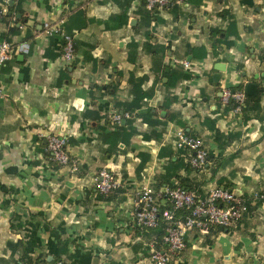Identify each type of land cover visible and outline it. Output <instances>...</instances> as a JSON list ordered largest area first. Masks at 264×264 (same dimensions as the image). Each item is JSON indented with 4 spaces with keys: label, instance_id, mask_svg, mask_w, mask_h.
Wrapping results in <instances>:
<instances>
[{
    "label": "crops",
    "instance_id": "obj_1",
    "mask_svg": "<svg viewBox=\"0 0 264 264\" xmlns=\"http://www.w3.org/2000/svg\"><path fill=\"white\" fill-rule=\"evenodd\" d=\"M171 1L147 24L144 0H0V41L30 43L27 54L0 66V264H151L149 250L162 246L160 237L136 233L134 199L144 183L165 185L167 153L177 152L174 126L201 137L210 155L203 170L181 169L182 179L170 183L182 180L202 195L229 188L246 196L251 210L223 232L188 231L170 264H264V199L251 197L264 192V0ZM44 21L73 36L72 62H62V37L45 36ZM212 27L227 31L232 44L216 51ZM156 45L166 47L163 55L150 52ZM163 65L188 77L167 88L168 77L155 72ZM138 79L150 96L121 120L135 129L121 146L111 137L117 125L110 115L123 113L116 102L132 99L130 80ZM232 80L243 90L255 83L259 96L253 108L247 95L236 122L220 93ZM147 108L160 123L140 117ZM171 113L182 124L169 121ZM208 117L227 142L214 139ZM52 133L68 137L76 170L49 158ZM101 167L120 179L108 195L93 184Z\"/></svg>",
    "mask_w": 264,
    "mask_h": 264
},
{
    "label": "built area",
    "instance_id": "obj_2",
    "mask_svg": "<svg viewBox=\"0 0 264 264\" xmlns=\"http://www.w3.org/2000/svg\"><path fill=\"white\" fill-rule=\"evenodd\" d=\"M183 3L185 0H173ZM171 0H144L148 10H158L166 7ZM44 35L59 34L63 44L61 50L62 62L68 64L73 61L75 49L73 36L64 33L57 23L44 21ZM30 51L28 41L12 43L8 40L0 41V66L4 65L13 54H27ZM185 67L188 62L183 61ZM221 102L224 106L231 105L227 112L230 120L236 122L247 105V95L235 81H229L220 89ZM128 112H112L110 121L114 125L128 118ZM175 141L173 148L180 152L186 163L198 171L203 170L208 161L207 149L201 137L188 133L181 126H174ZM68 137L65 134H49L46 137V153L49 158L61 165L70 166L71 170L78 168V161L67 150ZM93 184L97 193L108 195L117 190L121 184L118 175L112 168L101 167L94 175ZM253 199H264V192H254ZM164 202L169 203L170 209H164ZM179 210L186 211L183 218L176 216ZM248 213L246 196L225 187L210 189L205 195H199L195 189L184 187L178 183L165 184L160 187L144 183L136 192L132 220L140 229L162 227L160 244L153 246L150 251L151 264H170L175 255L185 246V235L188 231L197 230L201 234L209 233L211 226L228 228L240 221ZM157 243V242H156ZM158 244V243H157ZM54 264H64L57 260Z\"/></svg>",
    "mask_w": 264,
    "mask_h": 264
},
{
    "label": "trees",
    "instance_id": "obj_3",
    "mask_svg": "<svg viewBox=\"0 0 264 264\" xmlns=\"http://www.w3.org/2000/svg\"><path fill=\"white\" fill-rule=\"evenodd\" d=\"M155 12H156V10L151 11V10L146 9L145 15H146V19H147V24L151 21V19L153 17H155ZM230 26H233V23L230 22ZM209 32L211 34L212 47L216 51H218L219 47H222V46L228 47L232 44L231 41L227 40V36H228L227 31L220 29V28L212 27V28H210ZM150 37H151V35H148V38H150ZM165 48L166 47H160V46L156 45V46L152 47L150 52H152L153 55H155V56H161V55H163ZM167 68L169 69V71H166ZM155 72H159L162 77L163 76L168 77V81L166 83H164V85L167 88L173 87L175 85V83L178 81V79L188 77V75L185 74L184 72H182L178 69L171 68L169 65H165V66L163 65L162 67H158L157 71H155ZM140 84H141L140 79H138L134 82L130 80V86H131L130 91H131L132 99L130 101L116 102V105L119 107V109H122L123 112L134 113L136 110L140 109L144 105L145 97L150 96V94H148L147 92L141 91ZM263 90L264 89H260V91H263ZM250 99L254 103L253 104V108H254L259 103V96L257 95L254 97H250ZM167 105H169V97L166 100V103L162 107L166 108ZM247 107H248V105H246L245 110L247 109ZM230 108H231V105L225 106L224 112H228V110ZM154 114L155 113H153L152 108H147V110L144 113L142 112L140 114V117L144 121H146L147 124L154 126V125L160 123V121L158 119L152 118V115H154ZM135 115H137V113H135ZM176 115L177 114H175V113H171V114L167 115V119L169 121H173V122L182 124V122L180 121V119H178L176 117ZM204 125L210 131H212V135H213L215 140H217L219 142L221 141L224 143L227 142L228 136L225 135L224 133L220 132L219 129H217V127L215 126V118L211 119L208 117L207 119H205ZM134 133H135V129L131 126V120L128 119L126 124H124V125L118 124L116 131H113L110 134H111V137L114 138L115 142L120 141V142H122V143H120V144H122L121 146H125L128 144L130 137ZM188 133L195 135L191 131H189ZM207 153H208V158H209L210 153L208 150H207ZM163 168H164L163 169L164 171L162 173L161 180H160V183H162V184H173V183H170V180L172 178L182 179L180 174H179V170H181V169L185 170L187 173L195 171V170L198 171L197 169L192 168L191 166L188 165V163L185 162L184 157L182 156V154L180 152H174L172 150L167 153V162L164 164ZM179 184L186 187L182 180H180ZM197 193L202 196V194L199 193L198 191H197ZM247 204H248V212H249V210H251V205L248 203V199H247ZM163 208L164 209H170L171 206L169 205V203L164 202ZM186 213H187L186 211L179 210L176 212V216L179 218H183L186 215ZM135 230H136V233H139V231H141L144 234H148L149 231H152V233L154 235L161 237L163 229L161 226H158V227L153 228V229H140L139 227L135 226ZM225 230H226L225 227L211 226L209 234H215L217 232H223Z\"/></svg>",
    "mask_w": 264,
    "mask_h": 264
},
{
    "label": "water",
    "instance_id": "obj_4",
    "mask_svg": "<svg viewBox=\"0 0 264 264\" xmlns=\"http://www.w3.org/2000/svg\"><path fill=\"white\" fill-rule=\"evenodd\" d=\"M8 15H10V13H8ZM215 68L218 70V71H224V64L223 63H218ZM220 78V73H217L213 76V80L215 82H217V80ZM166 80V79H164ZM244 92L246 95L248 96H254L256 94V84L255 83H252V82H248L246 83L245 85V88H244Z\"/></svg>",
    "mask_w": 264,
    "mask_h": 264
}]
</instances>
